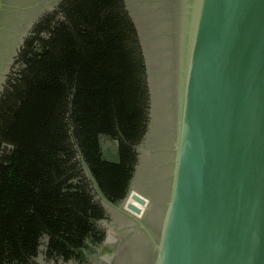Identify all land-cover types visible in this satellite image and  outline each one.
I'll list each match as a JSON object with an SVG mask.
<instances>
[{
  "label": "trees",
  "instance_id": "16d2710c",
  "mask_svg": "<svg viewBox=\"0 0 264 264\" xmlns=\"http://www.w3.org/2000/svg\"><path fill=\"white\" fill-rule=\"evenodd\" d=\"M124 0H60L23 40L0 94V264L85 261L124 196L146 126L147 86ZM114 143L113 148L104 142Z\"/></svg>",
  "mask_w": 264,
  "mask_h": 264
},
{
  "label": "water",
  "instance_id": "95a60500",
  "mask_svg": "<svg viewBox=\"0 0 264 264\" xmlns=\"http://www.w3.org/2000/svg\"><path fill=\"white\" fill-rule=\"evenodd\" d=\"M180 1L173 166L152 264H264V0ZM7 8L0 0V16ZM86 172L106 208L142 213L134 187L127 211L129 193L114 204Z\"/></svg>",
  "mask_w": 264,
  "mask_h": 264
},
{
  "label": "rangeland",
  "instance_id": "374dc122",
  "mask_svg": "<svg viewBox=\"0 0 264 264\" xmlns=\"http://www.w3.org/2000/svg\"><path fill=\"white\" fill-rule=\"evenodd\" d=\"M3 2L10 8L0 16V94L9 75L21 68L16 61V55L24 38L31 33L33 24L38 19L57 10L60 0H3ZM124 4L130 19L135 22L133 24L141 48L147 86L146 126L140 142L133 147L136 156L140 158L132 187L148 199L163 198L162 202L165 203L171 182L172 146L175 142L177 117V70L181 54L179 34L176 31L181 1L124 0ZM106 146L113 148L114 143L105 141L104 147ZM132 193L126 197L122 209L127 210L126 203ZM95 199L103 204L97 195ZM108 214L112 226L104 228L107 233H113L114 226L120 230L129 224L126 216H120L113 209H108ZM115 241L116 237L109 234L107 247L100 251L99 259H112V245ZM44 250L45 240L42 239L38 255L33 259L35 264H77L73 260L46 258ZM94 262L92 257L85 264Z\"/></svg>",
  "mask_w": 264,
  "mask_h": 264
},
{
  "label": "flooded vegetation",
  "instance_id": "af4514ba",
  "mask_svg": "<svg viewBox=\"0 0 264 264\" xmlns=\"http://www.w3.org/2000/svg\"><path fill=\"white\" fill-rule=\"evenodd\" d=\"M139 158V156H136L134 171L131 178L129 179L126 192L117 204L121 203L125 199V197L129 193V189L132 187L133 180L137 173V163L139 162ZM161 192L163 191L161 190ZM162 199L163 198H149L148 204L143 212V216H141L140 218H136L127 213L120 214V216H126L125 218L127 219L129 224H127L123 229L120 230L117 229L116 226H114L115 224L113 225L114 229L112 234L117 239L115 241L116 247L114 249L112 259L110 260L98 259L96 256L98 248L102 245L107 236V232L104 231V228L100 227L99 220L104 219L108 222L106 226L111 225V218L108 214V209L111 208H106L103 204H100L104 211V214L103 217L98 220L97 225L103 233L102 241L97 246H93V252L86 254L87 258L85 259V261L78 259V262H74L77 264H85V262H88L89 259L93 257V259L95 260L94 264H152L155 253L154 243H156L158 240L160 222L164 210V202H162ZM127 202L135 203V201H133L131 198H129ZM124 231L125 233H123ZM42 239L45 240L44 237H42ZM43 253L45 256V250L43 251ZM37 255L38 251L36 256ZM45 257L47 258V256ZM34 258H32V261Z\"/></svg>",
  "mask_w": 264,
  "mask_h": 264
},
{
  "label": "bare ground",
  "instance_id": "6f19581e",
  "mask_svg": "<svg viewBox=\"0 0 264 264\" xmlns=\"http://www.w3.org/2000/svg\"><path fill=\"white\" fill-rule=\"evenodd\" d=\"M189 1H190V0H187L186 3H185V9H186L187 11L189 10V6H188ZM186 6H187V7H186ZM184 17H185V16H184ZM186 18H187V15H186ZM184 19H185V18H184ZM178 34L181 35L182 33H178ZM132 192H134V193H132ZM130 193H132L131 196H130V198H131L133 201H135V200L133 199V195H134V194H137V192H136L135 190H131ZM130 193H129V194H130ZM128 203H132V202H127V203H126V208H127V204H128ZM133 204H135V203H133ZM147 204H148V200H146L145 205L142 207V213H141L140 215H136V216H134V214H132V213H130V214H131L132 216L136 217V218H140L141 215L143 216V212H144V210H145ZM123 206H124V205L122 204V207H123ZM124 210H125V209H124ZM137 216H139V217H137Z\"/></svg>",
  "mask_w": 264,
  "mask_h": 264
}]
</instances>
